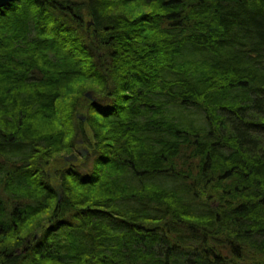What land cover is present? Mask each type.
Returning a JSON list of instances; mask_svg holds the SVG:
<instances>
[{"label":"trees","instance_id":"16d2710c","mask_svg":"<svg viewBox=\"0 0 264 264\" xmlns=\"http://www.w3.org/2000/svg\"><path fill=\"white\" fill-rule=\"evenodd\" d=\"M0 264H264V0L0 9Z\"/></svg>","mask_w":264,"mask_h":264},{"label":"water","instance_id":"95a60500","mask_svg":"<svg viewBox=\"0 0 264 264\" xmlns=\"http://www.w3.org/2000/svg\"><path fill=\"white\" fill-rule=\"evenodd\" d=\"M14 1H16V0H0V9L7 7L9 4L13 3ZM86 98L89 99V100H93V101L96 100V99L93 98L92 93H87V94H86ZM78 118H79L82 122H85V121H86L85 117H83V116H80V115H79ZM80 153H81V155H83V156L86 155V152H85V151H81Z\"/></svg>","mask_w":264,"mask_h":264},{"label":"rangeland","instance_id":"374dc122","mask_svg":"<svg viewBox=\"0 0 264 264\" xmlns=\"http://www.w3.org/2000/svg\"><path fill=\"white\" fill-rule=\"evenodd\" d=\"M84 149H81V151H83ZM76 158L77 159H73V160H71V159H69L73 164H75V163H78V158H79V155L78 154H76Z\"/></svg>","mask_w":264,"mask_h":264}]
</instances>
